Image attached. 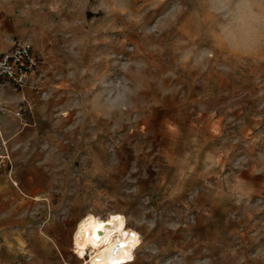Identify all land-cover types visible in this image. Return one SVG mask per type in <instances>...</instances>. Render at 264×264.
<instances>
[{
  "label": "rangeland",
  "instance_id": "rangeland-1",
  "mask_svg": "<svg viewBox=\"0 0 264 264\" xmlns=\"http://www.w3.org/2000/svg\"><path fill=\"white\" fill-rule=\"evenodd\" d=\"M3 9L40 61L24 89L38 100L15 118L39 113L68 208L122 216L142 244L131 264H264V0ZM45 200L61 219L60 197ZM58 247L57 261L16 264H85L68 238Z\"/></svg>",
  "mask_w": 264,
  "mask_h": 264
},
{
  "label": "crops",
  "instance_id": "crops-1",
  "mask_svg": "<svg viewBox=\"0 0 264 264\" xmlns=\"http://www.w3.org/2000/svg\"><path fill=\"white\" fill-rule=\"evenodd\" d=\"M1 12L0 53L11 51L23 36L22 30L15 27L16 22L10 21V11ZM37 100L27 89L14 94L7 88L0 93V101L8 108L0 114V264H16L21 259H29V263L57 261V254L62 255L58 246L64 238L72 243L76 225L89 214L83 204L76 206L78 202L69 209V188L55 184L51 175L45 173L52 153L43 148L39 113L34 109L25 113L26 123L15 118L20 103L30 106ZM59 149L68 148L61 145ZM52 195L61 199V204L54 207L61 219L55 222L46 216L45 199ZM37 208L43 213L38 219L33 218ZM37 221L42 224L36 225L40 223Z\"/></svg>",
  "mask_w": 264,
  "mask_h": 264
},
{
  "label": "bare ground",
  "instance_id": "bare-ground-1",
  "mask_svg": "<svg viewBox=\"0 0 264 264\" xmlns=\"http://www.w3.org/2000/svg\"><path fill=\"white\" fill-rule=\"evenodd\" d=\"M74 230L72 246L80 256L88 250L91 251L88 264H117L118 260L131 263L135 261L134 252L142 245L139 233L128 228L120 215L103 218L89 213ZM117 243L123 246L120 252L113 256L112 251Z\"/></svg>",
  "mask_w": 264,
  "mask_h": 264
},
{
  "label": "built area",
  "instance_id": "built-area-1",
  "mask_svg": "<svg viewBox=\"0 0 264 264\" xmlns=\"http://www.w3.org/2000/svg\"><path fill=\"white\" fill-rule=\"evenodd\" d=\"M40 68V61L37 58L33 45L29 42H18L11 51L0 53V93L5 89H10L14 94L22 92L27 87H35L36 79ZM24 107L21 106L15 111L14 115L22 118ZM7 111V107L0 101V114ZM133 236V233H131ZM118 237V236H114ZM121 243V242H120ZM115 244L112 251L113 256L117 255L122 244ZM77 258L88 264L91 251H87L83 257L75 250ZM135 259V252L134 257ZM133 259V260H134ZM117 264H131L123 263L120 260Z\"/></svg>",
  "mask_w": 264,
  "mask_h": 264
}]
</instances>
